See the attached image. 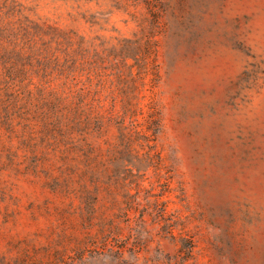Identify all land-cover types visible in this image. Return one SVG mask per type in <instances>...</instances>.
<instances>
[{"label": "rangeland", "instance_id": "374dc122", "mask_svg": "<svg viewBox=\"0 0 264 264\" xmlns=\"http://www.w3.org/2000/svg\"><path fill=\"white\" fill-rule=\"evenodd\" d=\"M0 264H264V0H0Z\"/></svg>", "mask_w": 264, "mask_h": 264}, {"label": "trees", "instance_id": "16d2710c", "mask_svg": "<svg viewBox=\"0 0 264 264\" xmlns=\"http://www.w3.org/2000/svg\"><path fill=\"white\" fill-rule=\"evenodd\" d=\"M153 105H154V103L151 102V104H150L151 107H150V108H155V107H153ZM151 117L153 118V120H156V119L159 120V116H158V114H157L156 109H155V111L151 112Z\"/></svg>", "mask_w": 264, "mask_h": 264}]
</instances>
